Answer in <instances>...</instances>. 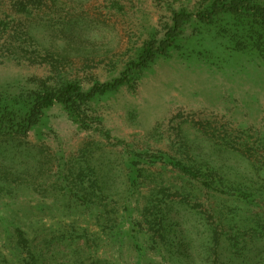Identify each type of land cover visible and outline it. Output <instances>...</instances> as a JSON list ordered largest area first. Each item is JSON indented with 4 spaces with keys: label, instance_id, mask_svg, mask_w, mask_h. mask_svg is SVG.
<instances>
[{
    "label": "rangeland",
    "instance_id": "obj_1",
    "mask_svg": "<svg viewBox=\"0 0 264 264\" xmlns=\"http://www.w3.org/2000/svg\"><path fill=\"white\" fill-rule=\"evenodd\" d=\"M17 1L0 0L3 102L39 81L117 78L169 16L158 0H42L28 15ZM238 30L230 18L189 24L136 89L89 104L87 127L56 104L28 135L1 136L0 264H220L202 249L194 263L174 260L158 223L171 210L198 244L217 225L214 205L230 193L223 184L264 197V37L254 49ZM163 155L201 169L199 179ZM133 158L142 175L131 189ZM209 169L222 171L217 191L201 183ZM263 213L244 207L247 226L226 227L223 264H264Z\"/></svg>",
    "mask_w": 264,
    "mask_h": 264
},
{
    "label": "trees",
    "instance_id": "obj_2",
    "mask_svg": "<svg viewBox=\"0 0 264 264\" xmlns=\"http://www.w3.org/2000/svg\"><path fill=\"white\" fill-rule=\"evenodd\" d=\"M177 1L158 0L159 5L169 14L168 19L163 23L162 37L158 38L154 34L144 40L135 56L126 63L124 70L117 78L106 82L93 79L86 87L79 80L60 77L53 84L48 81H39L35 89L26 94L22 93L21 96L9 102L0 100V137L28 135L41 123L46 111L56 104L62 105L81 126L87 127L84 114L91 102L118 92L123 87L136 89L145 71L158 59L170 57L171 51L177 47L187 26L193 22H198L203 26H213L223 18H230L238 25L237 34L241 33L243 37H249L250 40H258H255L254 49L259 47V40L264 37V0H200L193 9L176 8ZM41 3L42 0H18L13 7L19 14L28 15L32 11L31 7L40 6ZM138 157L144 159V156ZM164 157L184 175L199 179L202 173L201 169L187 166L171 157ZM135 159L130 160L129 164V168L132 169L130 173L131 189L136 188L142 175L140 170L133 166L137 162ZM220 172L222 171L209 169L207 173L203 174L205 180H202V185L208 190L216 189L217 191L220 186L216 184L215 179L221 174ZM233 182L230 180L227 185L223 184L230 190V193L227 198L219 200L214 205L213 216L217 225L212 228L207 225L209 227L208 240L205 237L201 243L197 244L193 235L182 228L181 222L170 217L171 210L165 209L161 213L158 226L166 232L161 237L165 240L164 243L170 240L168 250L174 260L180 263L185 261L194 263L197 254L202 249V255L207 259L214 256L220 264L226 263L228 258L226 259L224 247L225 243L229 241L225 232L226 227L230 228L234 225L240 229L242 226H247V222L240 220L239 217L240 211L244 207L253 206L264 211V197L261 196L259 190H256V187L249 190V188H243V183H239V186L237 184V187L234 188L235 182ZM238 204L240 206H237ZM205 233L207 232L205 231ZM22 241L26 242L25 238H22ZM159 250L161 251L160 248ZM33 258L35 263L44 264L40 263L42 259L39 257Z\"/></svg>",
    "mask_w": 264,
    "mask_h": 264
}]
</instances>
